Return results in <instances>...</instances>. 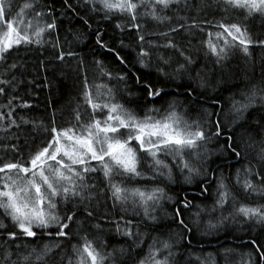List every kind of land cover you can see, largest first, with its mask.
Returning <instances> with one entry per match:
<instances>
[{
  "label": "snow or ice",
  "instance_id": "obj_1",
  "mask_svg": "<svg viewBox=\"0 0 264 264\" xmlns=\"http://www.w3.org/2000/svg\"><path fill=\"white\" fill-rule=\"evenodd\" d=\"M91 11L104 13V18L111 15H126L131 21V28L137 32L140 51L137 53V60L141 67H149L152 63V55L163 64L169 60L159 55L153 48L160 47L175 49L183 58L184 63L179 64L173 71L176 74L187 72V67L194 63L190 55H185L172 40L170 33L178 32L179 28L170 27L168 32H161L159 35L166 42L160 45H153L145 41L142 33V26L136 23L139 17L150 16L151 19L164 22L169 19L159 13L169 10L171 5H176L179 11L181 0H83ZM63 6L74 11L68 0H62ZM225 9L240 10L244 19L258 13L264 17V0H222ZM19 8V10H17ZM53 9L49 6L46 10L40 4V0H26L22 6L14 3V0H0V97L6 100L0 102V132L9 133L10 129H20L22 125L32 123L33 128L38 125L30 119L18 113L14 118L17 108L25 109L31 106L20 100L16 95V89L22 83L18 79L15 70L18 68L16 62H9L12 50H19L21 45L42 46L44 43H52L54 48L58 43L46 41L44 34L56 30V19L53 16ZM30 16L31 19L22 17ZM87 23V21H85ZM196 28L198 25L193 22L191 25L180 24L179 27ZM212 26L218 29L215 33L209 32V37H215L222 41L221 45L212 42V39L205 41L206 51L215 58V63L222 65L234 48H239L244 54L249 55V46L257 45L264 48V38H257L255 41L248 34V29L243 23L212 22ZM117 28L121 25L117 24ZM203 31V28H200ZM228 37L231 39L229 40ZM97 43H100L97 33ZM147 43V50L145 44ZM103 47V45H101ZM111 51V50H110ZM68 56L74 55L72 52ZM116 59L123 64L124 60L115 53ZM57 59L63 61L65 53L60 51ZM98 77H106L109 80L124 82V75H113L104 66L96 61ZM163 73V69H158ZM199 77V73H197ZM139 83V77L136 78ZM202 86V85H201ZM147 96L153 102L157 98L163 100L168 93L161 88H153L152 85H145ZM101 88H104L105 95L101 96ZM124 91V89H121ZM131 95V93H127ZM186 95L191 97L192 91L188 90ZM82 97L84 103L91 109L86 120H81L80 106L74 110L73 119L68 121L69 126H52L46 129L47 139L41 142L33 152H30L27 159L17 158L4 160L0 158V237L4 242L12 241L13 244L4 248L0 264H44L45 257L52 251V247L45 244L40 251L31 248L24 254L20 251L27 245L15 243L20 236L38 239L49 237L55 239L54 247H60L59 238L69 239L72 235L70 225H77V213L91 218L93 211L89 205L96 200L97 196H103L105 189H97L93 182L94 175L99 172L104 178L106 189L112 207H119L121 213L128 214L129 206L133 215L142 217L140 223L150 221L157 222L156 210L162 207V202L167 200L170 203H178L172 214V218L184 233L183 239L192 229L181 218V207L187 209L191 201L184 197L176 202L168 195L157 180L174 183L173 169L175 168L185 183H191L192 177L203 178L207 176V168L203 167L207 160V144L213 137H220L221 120L212 119V113L205 109L202 116L191 122L177 111L178 101H170L162 111L160 108L150 107L144 111L143 116H137L132 110L120 104L113 95L112 89L96 84L90 85L87 76L83 77ZM257 99L255 89L250 95L244 97L245 102H233L235 122L243 118L249 107L254 106ZM264 105V95L260 97ZM14 101H16L14 103ZM215 104L216 102L213 101ZM8 139V137H5ZM227 151H230L237 160L240 159V151L233 146L232 135H227ZM134 142V143H133ZM17 152L16 145L11 149L7 146L4 151ZM261 161H264V153L261 154ZM95 162V163H94ZM255 176L253 182L251 177ZM216 181L215 204L209 210L220 212L216 224L209 222L210 228H216L230 219L234 220L239 216L245 221H252L264 225V204L249 206L238 204L235 196L232 195L229 186L225 183V177H212ZM150 181L152 187H129L125 181ZM236 184L249 196L264 197V175L256 171L255 167L245 166V176L241 181L240 170L237 169ZM202 194L208 192L206 181L200 185ZM80 205H84L80 209ZM228 205L231 211L224 215L225 206ZM199 207V206H197ZM194 215L199 218L200 212ZM8 220L6 224L4 221ZM109 222L116 225L115 232L118 235L127 237L132 241L133 250L142 246L146 233L140 230V224L133 225L132 220L110 219ZM100 230V225L94 226ZM55 229V232L49 231ZM68 231H65V230ZM80 245H73V253L76 257V264H118L117 255L122 256L125 249L113 248L112 251H105V243L101 239L99 245L94 240L88 239L87 235L79 236ZM190 244L191 242L188 241ZM255 246V241H252ZM16 249L15 256L11 251ZM174 245L167 240L152 238L147 247L146 253L136 261V264H172L175 253L172 251ZM259 264H264V252L256 246ZM69 264L72 261L69 260ZM245 264H257L256 260L249 255Z\"/></svg>",
  "mask_w": 264,
  "mask_h": 264
},
{
  "label": "trees",
  "instance_id": "obj_2",
  "mask_svg": "<svg viewBox=\"0 0 264 264\" xmlns=\"http://www.w3.org/2000/svg\"><path fill=\"white\" fill-rule=\"evenodd\" d=\"M25 2L26 0H14L18 6H22ZM68 2L74 11L67 10L62 0H40L45 10L49 6L53 9L52 14L56 19V30L51 33L46 32L44 39L58 43V47L54 48L52 43H44L42 46L21 45L19 50H12L9 62L17 63L18 68L15 72L22 81L15 95L31 106L22 110L17 108L14 118L18 113L38 126L33 128L30 122L22 125L20 129H10V134L0 132V158L13 161L17 158L27 159L29 153L47 139L46 129L52 126L57 129L69 126L68 121L73 119L74 110L78 105L81 120H86L91 109L84 103L82 97L84 76H87L90 85L94 81L112 89L116 100L140 117L150 107L160 108L163 111L170 101L179 102L177 111L189 122L202 116L205 109L214 114L218 113V116L213 115L212 119L221 120L222 135L218 138L213 137L206 146L207 160L203 167L207 168V176L203 181L199 177V181L189 185L184 182L181 174L175 173L174 183L160 180L154 182L164 187L174 201L179 202L184 197L191 201L189 208L181 207V218L192 229L190 234H186L187 240L183 239L184 233L172 218L175 208L179 206L178 203L167 205L164 210L156 213V223L150 221L140 223L142 217L133 216L131 211L124 214L119 207H112L104 178L97 172L93 182L97 189H105V191L103 196H97L89 205L93 216L89 218L78 212L77 218H74L77 219L78 226L70 225L71 237L59 238L58 248L54 247L57 243L55 239L26 238L20 236L18 229H12L17 231L18 239L15 243L27 245V248L22 247L20 251L24 254H27L31 248L40 251L45 244H48L52 247V251L45 257L44 264H69V260L72 264H76L73 245L79 247V236L86 234L88 239L96 242L97 246L102 239L105 243V251H112L113 248L125 249L122 256L117 255L118 264H136V261L146 253L152 238L156 237L173 243L172 251L175 256L172 258V264H245L249 255L259 264L256 246L264 252V225L245 221L244 218L237 216L234 220L230 219L216 228H210L209 222H203L205 219L203 213L209 212L215 204L216 181L212 177L221 174L226 178L225 183L238 204L249 206L264 204V197L249 196L235 182L237 169L240 170L241 181L243 180L245 166H254L256 171L264 175V161L260 159L261 154L264 153V105L260 100L264 95V48L255 44L250 45L247 56L239 48H234L222 65H218L215 63V58L206 51L204 42L212 39L213 43L222 44V41H217L214 36L207 35L218 30L212 26V22L215 21L243 23L254 41L257 38H264V17L253 14L245 20L240 10L225 9L222 0H182L179 11H176L177 6H174L159 13L169 17L164 22L155 21L150 16L141 19L138 15L136 23L142 26L141 34L145 35L146 42H151L153 45L166 42L159 33L168 32L170 27L179 28L178 32L170 33V36L185 55L192 57L194 63L186 66L187 72L176 74L173 70L184 61L175 49L153 48V52L158 51L159 55L169 60V63L163 64L152 55V63L149 67L140 66L137 60V53L140 51L137 32L131 28V21L126 15L115 14L105 19L103 12L91 11L83 0H68ZM25 18L31 19L30 16ZM193 22L198 27H179L180 24L191 25ZM117 24L121 27L117 28ZM201 27L203 31L200 30ZM97 33H99V44ZM145 49L147 50V43ZM60 51L65 53L63 61L57 59ZM69 51L74 55L68 56ZM115 53H119L123 58V64L116 59ZM96 61L114 76L124 75L125 81L117 82L106 77L97 78ZM158 69H163V73ZM2 71L3 67L0 66V72ZM145 85L161 88L168 95L164 96L163 100L157 98V102H153L147 96ZM253 89L257 93L254 106L249 107L243 118L234 123L233 102L244 103V97L250 95ZM188 90L192 91L191 97L186 95ZM104 95V88H101V96ZM213 101L216 103L214 104ZM0 102L6 103V100L0 97ZM229 134L232 135L233 146L239 145L238 151L243 149L239 160L227 151L226 137ZM12 145H16L17 152L4 151L5 146L11 149ZM251 179L253 182L256 180L255 176ZM204 181L208 188L206 194L200 191V185ZM125 183L130 188L154 186L150 181L130 180ZM79 207L82 210L84 205ZM201 208L204 211L200 212L198 223L194 214ZM230 211L231 209L226 205L224 215H228ZM122 215L124 220H132L133 225L139 223L140 230L146 233L142 246L135 250L132 241L118 235L115 232L116 225L109 222L110 219L119 221ZM219 216V211L214 212L212 224H216ZM5 222L9 223L6 219ZM96 224L100 225V230L94 227ZM49 231L54 233L55 229ZM188 241L191 243L189 244ZM252 241H255V246ZM11 244L12 241L5 243L4 238L0 237V258L3 257L4 248ZM11 251L14 253L13 259H16V249L13 247Z\"/></svg>",
  "mask_w": 264,
  "mask_h": 264
},
{
  "label": "rangeland",
  "instance_id": "obj_3",
  "mask_svg": "<svg viewBox=\"0 0 264 264\" xmlns=\"http://www.w3.org/2000/svg\"><path fill=\"white\" fill-rule=\"evenodd\" d=\"M182 1V0H181ZM180 5H181V3H180ZM174 6H176V5H171L170 6V8L171 7H174ZM256 14H258V13H256ZM23 19H26L25 17H22ZM228 39H231L230 37H228ZM134 143V142H133ZM95 163V162H94ZM175 173H179L175 168L173 169V176L175 175ZM180 174V173H179ZM184 180V179H183ZM197 181H199V177H197V176H193L192 177V180H191V183H186V184H189V185H191V184H194L195 182H197ZM170 204H172V203H170V202H168L167 200H165V201H163L162 202V207L161 208H158L157 210H156V213H158L160 210H164L165 209V207L167 206V205H170ZM129 211H131V213H132V209H131V207L129 206ZM155 213V214H156ZM133 215V214H132ZM203 215H204V217H205V219H204V221L203 222H211V223H214L213 222V216H214V212H211L210 214H209V212H205V213H203ZM133 216H135V217H137L136 215H133ZM0 218H2V217H0ZM5 222V221H4ZM196 222H198L199 223V218H197V220H196ZM202 222V221H201ZM6 224H8V222H5ZM208 226H209V224H208ZM1 247V246H0Z\"/></svg>",
  "mask_w": 264,
  "mask_h": 264
}]
</instances>
